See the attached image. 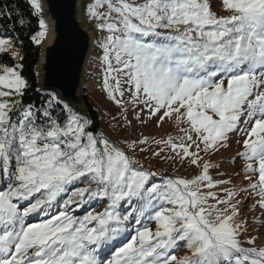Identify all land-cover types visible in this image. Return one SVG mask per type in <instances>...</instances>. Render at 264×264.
Segmentation results:
<instances>
[{
  "label": "snow or ice",
  "instance_id": "6c2138e0",
  "mask_svg": "<svg viewBox=\"0 0 264 264\" xmlns=\"http://www.w3.org/2000/svg\"><path fill=\"white\" fill-rule=\"evenodd\" d=\"M86 11L107 33L96 43L117 139L55 92L26 102L24 57L0 38V264H264V0H94ZM130 108L141 125L167 124L166 138H120ZM231 133L243 135L241 172L212 158ZM161 161L193 172L164 175Z\"/></svg>",
  "mask_w": 264,
  "mask_h": 264
},
{
  "label": "water",
  "instance_id": "95a60500",
  "mask_svg": "<svg viewBox=\"0 0 264 264\" xmlns=\"http://www.w3.org/2000/svg\"><path fill=\"white\" fill-rule=\"evenodd\" d=\"M47 37L39 43L34 67L37 92L57 93L91 119L83 96L88 66L95 50L96 35L87 21L86 4L91 0H40ZM92 120V119H91Z\"/></svg>",
  "mask_w": 264,
  "mask_h": 264
},
{
  "label": "rangeland",
  "instance_id": "374dc122",
  "mask_svg": "<svg viewBox=\"0 0 264 264\" xmlns=\"http://www.w3.org/2000/svg\"><path fill=\"white\" fill-rule=\"evenodd\" d=\"M94 2V0H93ZM224 14V13H221ZM88 23L92 26L95 35H96V41L98 37H101L103 35H106L107 33H102L94 28V23L92 19L89 20L87 17ZM0 38H10L15 45L16 48L20 50V45L18 41L11 36H3L0 35ZM21 53V50H20ZM98 54H102L101 49L97 46V43H95V50L93 52L91 61L88 66V72H87V77H86V82L85 86L87 89L83 92L84 94L88 97L89 101L92 103V105L97 109L99 118H100V125L102 128V131L106 132L109 134L113 139H117L118 137L116 134L112 131L110 128V124L116 123L115 121L111 120L112 116H117L119 113V108L107 98L106 93L102 90V77H103V65L101 64ZM16 61H9L8 64L11 65L15 63ZM20 62V61H19ZM85 89V87H84ZM127 94L125 96V99H127ZM139 111V109H137ZM133 113L131 111V108L129 110V119L133 121V127L130 129L128 132H125L122 137L120 138H131V139H137L139 138L140 132H143L145 135L149 136H156L159 138L161 135H165L166 138V132L169 129V126L167 124L163 125L160 128H157L155 125V120L149 122L146 125H141L139 124L138 121L133 119ZM119 118V117H118ZM142 118H146V114L142 115ZM171 134L176 135V131L173 129L171 130ZM243 135L238 134V133H231L230 134V139H229V147L226 149H222L220 153L216 154L213 158V160L220 161L221 162V168L224 171L227 172H241L243 169V166L245 164V161L241 158L238 157L236 154L238 152L243 151L242 144L238 143V140H242ZM153 148H155V145H152ZM151 156L150 153L147 154H139L138 158L141 159V161L145 164V167L149 166V163H151L153 166L156 165L157 161L155 159H152L150 161L144 160V156ZM234 158V162H233ZM164 169H167L165 173H168L170 175L172 174H178L181 176H188L190 175L193 170L192 169H187L185 168L180 169L179 172L174 173L172 167H170L169 163H164L163 161L160 162L159 168L155 169L157 171H163ZM212 174L215 176V170H210ZM156 179V178H155ZM243 179V176H241V180ZM158 182V181H156ZM237 183H240V180L236 181ZM249 203H252V201H249ZM81 209H77V212H79ZM257 214H259V209H257ZM46 218L45 216H41L40 214H35L31 217L30 222H35L40 219ZM134 224V222H133ZM129 232L132 231V224L129 225ZM154 228V226H152ZM133 233L132 235H134ZM130 236V235H129ZM125 239H123L124 241ZM122 242L121 240H117L116 243ZM177 255H183L185 254V250H181L180 252H176Z\"/></svg>",
  "mask_w": 264,
  "mask_h": 264
},
{
  "label": "trees",
  "instance_id": "16d2710c",
  "mask_svg": "<svg viewBox=\"0 0 264 264\" xmlns=\"http://www.w3.org/2000/svg\"><path fill=\"white\" fill-rule=\"evenodd\" d=\"M91 2H93V0H91ZM0 8L7 9L5 16L0 17V35L14 37L20 45V54L24 57V59L20 61V63H23L24 65L22 69V74L28 79L30 84V88L28 89L24 100L26 102H31L39 106L41 101L47 98L46 95L37 92L36 76L34 72V67L40 54V46L39 44L33 41L32 37L38 31H40L39 15L34 14V9L30 4V0H0ZM8 13H10V15H8ZM90 19L91 18H89V20ZM21 20L23 21V24H21ZM4 59L6 63H8L9 61H13L10 57H5ZM86 89L87 87L85 86L84 91ZM83 96L89 108L91 119L94 122L95 129L97 131H102L97 109L92 105V103L89 101L88 97L84 94V92ZM57 111H59V108H57ZM53 114L55 115V112ZM161 172L164 175H170L163 171ZM155 178L154 180L159 182L160 177L158 176ZM73 207L75 209V206ZM85 207L88 208V210H92V208H96V210H101L103 204L97 205L96 202H93L92 205H86ZM59 208L60 204H57L51 211H58ZM126 209L127 206H125V210ZM75 214L82 216L84 214V209H81L79 212H77V209H75ZM41 216L42 214H40V218ZM41 220L42 219L37 220L35 222H40ZM149 226L155 227L154 222L151 223ZM133 233L134 231L125 232L121 237H119V240L123 241V239H126L129 235H132ZM181 250H185L183 244H181L177 251L180 252Z\"/></svg>",
  "mask_w": 264,
  "mask_h": 264
}]
</instances>
